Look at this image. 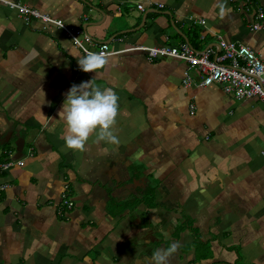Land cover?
Here are the masks:
<instances>
[{
	"label": "crops",
	"instance_id": "0c3cea01",
	"mask_svg": "<svg viewBox=\"0 0 264 264\" xmlns=\"http://www.w3.org/2000/svg\"><path fill=\"white\" fill-rule=\"evenodd\" d=\"M10 1L122 51L92 82L119 97L120 143L66 147L65 94L94 73L60 28L0 3V161L24 162L0 177V264H142L176 242L169 264H264V104L184 86L186 63L128 51L220 52L221 37L264 60V0Z\"/></svg>",
	"mask_w": 264,
	"mask_h": 264
},
{
	"label": "built area",
	"instance_id": "2783aa9c",
	"mask_svg": "<svg viewBox=\"0 0 264 264\" xmlns=\"http://www.w3.org/2000/svg\"><path fill=\"white\" fill-rule=\"evenodd\" d=\"M0 3L16 10L18 16L27 22L37 19L46 26L54 25L60 28L85 55L87 52H104L110 57L122 53V51H112L106 43L95 45L93 39L82 29L69 27L63 20L54 19L36 9L10 0H0ZM159 6L163 8L164 5L160 4ZM138 9L145 10L143 5H139ZM263 13L260 11L258 17L262 18ZM198 22L201 25H206L205 20ZM252 29L257 31L262 29V26L256 23ZM219 40L220 52L211 48L197 50L186 43L180 46H135L128 51L144 52L150 61L175 59L186 63L187 69L184 71L182 80L184 86L209 87L220 84L225 93L233 95L239 101L257 98L264 104V60L250 46L226 43L222 41L221 37ZM193 71L197 73V77L192 74ZM191 108L194 110L193 106ZM16 164L23 166L24 162L19 161ZM16 164L10 158L0 161V177L11 171ZM9 187L10 185L5 183L0 185V190H6ZM62 204L69 210L73 208L74 203L69 190H66L62 196Z\"/></svg>",
	"mask_w": 264,
	"mask_h": 264
},
{
	"label": "clouds",
	"instance_id": "9594fccd",
	"mask_svg": "<svg viewBox=\"0 0 264 264\" xmlns=\"http://www.w3.org/2000/svg\"><path fill=\"white\" fill-rule=\"evenodd\" d=\"M220 15L226 14V4H218ZM78 65L84 73H94L91 81L73 84L65 94L66 99L58 113L59 119L65 122L63 136L68 149L85 152L90 138L95 135L96 142H106L119 145L120 140L115 134L117 117L119 115V97L111 88L101 90L93 86V80L103 77L108 66L109 54L104 52H87L79 58ZM180 244L172 243L169 247L158 249L142 264H169L171 257L178 251Z\"/></svg>",
	"mask_w": 264,
	"mask_h": 264
},
{
	"label": "rangeland",
	"instance_id": "374dc122",
	"mask_svg": "<svg viewBox=\"0 0 264 264\" xmlns=\"http://www.w3.org/2000/svg\"><path fill=\"white\" fill-rule=\"evenodd\" d=\"M68 190V189H67Z\"/></svg>",
	"mask_w": 264,
	"mask_h": 264
}]
</instances>
